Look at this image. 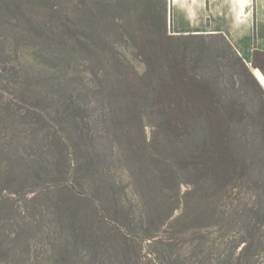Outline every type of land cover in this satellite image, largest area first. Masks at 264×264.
I'll use <instances>...</instances> for the list:
<instances>
[{
	"label": "trees",
	"instance_id": "1",
	"mask_svg": "<svg viewBox=\"0 0 264 264\" xmlns=\"http://www.w3.org/2000/svg\"><path fill=\"white\" fill-rule=\"evenodd\" d=\"M169 12L167 0H0L5 116L47 122L25 102L54 105L60 127L42 137L61 186L64 256L137 264L149 238L165 264H264V86L225 34L170 33ZM139 25L147 37L125 38ZM253 67L264 74L257 47ZM4 138L1 152L17 150L19 134ZM121 157L129 184L114 171ZM10 160L3 182L46 175Z\"/></svg>",
	"mask_w": 264,
	"mask_h": 264
},
{
	"label": "rangeland",
	"instance_id": "2",
	"mask_svg": "<svg viewBox=\"0 0 264 264\" xmlns=\"http://www.w3.org/2000/svg\"><path fill=\"white\" fill-rule=\"evenodd\" d=\"M101 1L102 3H112V0ZM118 1L127 0H113V3H118ZM167 1L170 9L169 32L173 33L171 30V3L170 0ZM136 18L134 17L133 20L135 21ZM109 20H113V16ZM118 20L121 23L129 21L124 19ZM140 20L142 18H138V21ZM123 34L125 38L132 36L133 38L142 39L143 37H147L150 31L145 25H139V27H127L124 29ZM2 58L3 56L0 55V59ZM26 75L30 76L31 73L28 71ZM3 85L4 82L0 80V143H2V138L4 137L19 134V144L17 150L14 147V151L9 152V147L7 146L6 152L0 151V161L4 164L11 163L10 156L13 154L19 156L20 169L31 168L33 166L40 172H45L46 175L41 180L30 178L32 176L25 177L22 173H20L22 175H19V180L9 178V180L3 182L2 178H0V264H87L83 260L84 250L80 248L71 256L63 255V248L67 245L69 234L68 230H63L62 226L59 225L60 223H57L53 213L54 203L57 200L61 186L56 183L52 171V155L49 154L48 150L50 140L46 137L43 138L42 135L46 129H50L48 128L50 127L49 125L60 127L53 114L54 105L51 101H46L45 98L39 100L37 98L41 96L34 95L35 97L27 98L28 102L25 103L38 105L39 109L43 112L38 110L35 112V115L44 113L47 122L42 121L41 119L43 118L40 116H29L26 119L22 117L14 119L6 118L4 109L6 98H2L1 96L5 92ZM40 86L45 91L49 90L50 92L53 90L52 85L44 87L40 83ZM25 103L21 102V105ZM31 120H34V124H31ZM63 133L65 132L63 131ZM51 137L52 133L48 135V138ZM115 159L116 169L114 171H116L122 182L129 184L132 174L129 170L130 165L128 160L122 157ZM129 187L131 188V185ZM183 189H186V186ZM164 227L161 226V229H164ZM217 228V226L210 228V230L214 231L215 229L216 231L213 233V236L217 238L215 251L223 252L226 245H219L221 238L220 233H217ZM154 242L155 239L145 238L143 240L139 250L141 254L140 259L137 264L166 263V260H163L164 255L162 252H159L162 251V244ZM184 247L187 253L192 251V246L189 243H186ZM155 249H158V251ZM104 255L109 256L107 252L99 256L96 264H134L133 262L123 263L121 258L114 254L110 259L106 258L102 260ZM100 260L102 262L99 263Z\"/></svg>",
	"mask_w": 264,
	"mask_h": 264
},
{
	"label": "crops",
	"instance_id": "3",
	"mask_svg": "<svg viewBox=\"0 0 264 264\" xmlns=\"http://www.w3.org/2000/svg\"><path fill=\"white\" fill-rule=\"evenodd\" d=\"M171 30L176 34L223 33L239 54L253 67L257 47L264 51V0H170Z\"/></svg>",
	"mask_w": 264,
	"mask_h": 264
},
{
	"label": "bare ground",
	"instance_id": "4",
	"mask_svg": "<svg viewBox=\"0 0 264 264\" xmlns=\"http://www.w3.org/2000/svg\"><path fill=\"white\" fill-rule=\"evenodd\" d=\"M259 77H260L261 81H263V82H264V78H263L262 76H259Z\"/></svg>",
	"mask_w": 264,
	"mask_h": 264
}]
</instances>
